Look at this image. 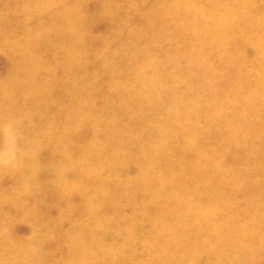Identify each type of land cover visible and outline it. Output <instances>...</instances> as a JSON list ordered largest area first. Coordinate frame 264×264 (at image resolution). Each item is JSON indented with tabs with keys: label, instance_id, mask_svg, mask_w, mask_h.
<instances>
[{
	"label": "clouds",
	"instance_id": "clouds-1",
	"mask_svg": "<svg viewBox=\"0 0 264 264\" xmlns=\"http://www.w3.org/2000/svg\"><path fill=\"white\" fill-rule=\"evenodd\" d=\"M0 264H264V0H0Z\"/></svg>",
	"mask_w": 264,
	"mask_h": 264
}]
</instances>
